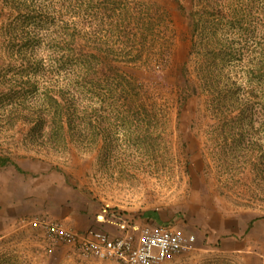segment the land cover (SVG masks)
Segmentation results:
<instances>
[{"label": "rangeland", "instance_id": "rangeland-1", "mask_svg": "<svg viewBox=\"0 0 264 264\" xmlns=\"http://www.w3.org/2000/svg\"><path fill=\"white\" fill-rule=\"evenodd\" d=\"M140 1L169 21L164 61L95 64L94 94L106 92L108 104L95 99L59 136L29 133L10 105L0 109V156L21 168L0 166V264H123L51 240L45 220L78 233L169 224L193 241L161 264H264V0H220L222 15L194 12L198 31L185 12L191 0ZM32 2L46 6L32 49L46 62L32 75L41 87L62 73L47 62L52 2ZM103 71L127 77L137 93L98 79ZM4 79L19 82L11 72Z\"/></svg>", "mask_w": 264, "mask_h": 264}, {"label": "trees", "instance_id": "trees-1", "mask_svg": "<svg viewBox=\"0 0 264 264\" xmlns=\"http://www.w3.org/2000/svg\"><path fill=\"white\" fill-rule=\"evenodd\" d=\"M55 1L58 0H51L55 16L50 22L54 29L48 34V48L52 54L47 62L62 75L49 77L52 82H44L40 87L32 75L44 68L46 62L32 49L40 44L37 30L45 28L36 13L46 6L29 4L28 0H0V78L3 82L9 72L19 78L18 84L8 85L7 81L6 85L0 84V104H3L0 109L10 105L9 110L14 111L15 117L29 125V133L49 137L52 136L49 130H56L54 135L59 136L66 126L79 118L83 109H94L95 99L108 104L106 92L94 94V85L99 84L95 78L97 63L107 58L158 63L164 59L171 42L169 21L165 12L154 3L140 0H60L55 4ZM191 3V8L185 12L191 25L195 20L197 31L199 27L194 12L211 7L216 14L222 15L224 9L220 0H191ZM262 69L261 76L264 75V67ZM102 73V77L97 78L116 81L117 85L116 82L113 85L122 94L126 95V91L137 93V87L132 86L127 77L117 72ZM85 93L88 98L78 97ZM122 94L119 96L124 99ZM25 97L24 108L21 103ZM5 98L12 100L3 101ZM111 101L117 103L119 100L112 98ZM45 128L48 129L46 133ZM7 164L21 171L9 157L0 156V166ZM145 213L156 216L155 210Z\"/></svg>", "mask_w": 264, "mask_h": 264}, {"label": "built area", "instance_id": "built-area-1", "mask_svg": "<svg viewBox=\"0 0 264 264\" xmlns=\"http://www.w3.org/2000/svg\"><path fill=\"white\" fill-rule=\"evenodd\" d=\"M32 224L37 226L38 222ZM116 224L117 232L110 234L96 229L78 233L56 221L39 223L51 240L71 243L83 255L123 264H161L178 258L193 241L192 234L169 224L124 221Z\"/></svg>", "mask_w": 264, "mask_h": 264}]
</instances>
